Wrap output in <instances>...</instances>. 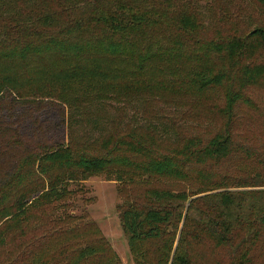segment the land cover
<instances>
[{"label":"trees","instance_id":"1","mask_svg":"<svg viewBox=\"0 0 264 264\" xmlns=\"http://www.w3.org/2000/svg\"><path fill=\"white\" fill-rule=\"evenodd\" d=\"M144 1L153 7L34 0L22 14L0 11V108L10 107V97L22 104L32 98L42 109L120 95L184 96L209 100V111L228 117L225 128L204 140L174 124H149L116 128L102 142L24 146L13 176L0 184V224L66 199L72 184L104 177L144 189L119 208L137 264H211L219 251L221 264H264V175L229 172L244 166L245 158L232 161L244 150L234 143V109L251 105L241 89L264 78V64H242L264 51V27L209 38L197 14ZM228 85L226 108L218 107L211 95ZM245 153L264 169V155ZM145 243L155 247L136 248Z\"/></svg>","mask_w":264,"mask_h":264},{"label":"rangeland","instance_id":"2","mask_svg":"<svg viewBox=\"0 0 264 264\" xmlns=\"http://www.w3.org/2000/svg\"><path fill=\"white\" fill-rule=\"evenodd\" d=\"M161 1L176 14L182 11L197 14L209 38L225 37L238 31L245 35L264 27V8L256 0ZM138 2L145 4L144 8L153 7L144 0ZM33 4L34 0H4L0 2V11L22 14L30 11ZM253 57L242 64H264L263 50ZM257 82L241 89L251 105L239 102L234 109V143L243 147L244 155H233L232 161L241 157L245 161L240 170L239 166L230 165L229 172L238 176L264 175L259 161L245 155L247 151L254 158L264 155V78ZM228 88L229 85L211 95L218 107L226 108ZM117 97L85 105L80 101L71 106L42 109H36L30 102L32 98H25L22 104L10 97L6 103L10 107L0 108V135L2 130L6 132L5 137H0V184L13 176L20 150L27 145L67 144L87 138L89 143L102 142L116 128L124 131L152 124L160 129L163 123L174 124L187 138L198 134L206 140L224 129L228 118L218 115L214 109L209 111L210 101L206 99ZM143 193V187L107 181L104 177H91L72 184L66 199L34 206L27 216L0 224V228H4L0 229V264H137L121 225L119 208L131 197L139 198ZM9 203L5 202L8 208ZM3 208L0 205V210ZM153 247L149 243L136 245L141 251ZM202 254H205L203 261L208 263L206 248ZM224 255L223 251L212 255L211 264H221Z\"/></svg>","mask_w":264,"mask_h":264}]
</instances>
